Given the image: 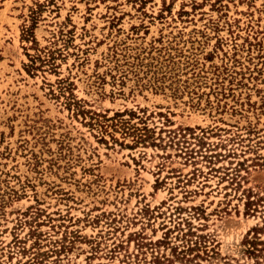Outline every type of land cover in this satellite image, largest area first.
Here are the masks:
<instances>
[{
    "label": "rangeland",
    "instance_id": "rangeland-1",
    "mask_svg": "<svg viewBox=\"0 0 264 264\" xmlns=\"http://www.w3.org/2000/svg\"><path fill=\"white\" fill-rule=\"evenodd\" d=\"M142 111L220 132L158 187ZM263 220L264 0H0V264H259Z\"/></svg>",
    "mask_w": 264,
    "mask_h": 264
},
{
    "label": "flooded vegetation",
    "instance_id": "flooded-vegetation-1",
    "mask_svg": "<svg viewBox=\"0 0 264 264\" xmlns=\"http://www.w3.org/2000/svg\"><path fill=\"white\" fill-rule=\"evenodd\" d=\"M138 114V113H136ZM141 114H143L142 120L145 126L144 133L141 136V145L145 146L142 148L141 152V161L140 163L143 165V168H149L150 160L151 157L149 154L146 152L147 149L152 148H158L159 151V158L157 161V166L155 169H151L152 173H154V179L158 187H161V185H166L164 184V181H167L163 175L161 176L160 173L164 168H166L167 165H171V162H173L174 159L180 160V156L183 155V161L184 165L187 163L189 164L192 160V155L195 154V150L192 149L194 145H192L191 148L187 149L191 144L190 141H195L198 147V151L200 153V149H203L205 151L206 147H208V139L210 138L211 135L216 136L220 131L218 128H215L213 126H201V125H184V126H174L171 127V121L169 119V113H165L164 111L162 112L163 116L161 117V124L158 126L156 129L157 131L153 133L154 128L151 125H148L150 121L152 120L151 114L156 115V112L151 111H142ZM160 114V112H158ZM158 119V116H156ZM130 144L133 146L136 144V142L131 141ZM172 151V155L170 156V152ZM157 153V151H156ZM175 156H174V155ZM204 157V156H203ZM202 157V158H203ZM157 158V157H156ZM207 158L210 159L208 156ZM131 161L138 162L137 157L134 159L133 155H131ZM215 161V160H214ZM207 165L206 172L208 173H202L201 171H197L196 173H191V179L193 177L198 178V176H201L202 179L205 180V178L212 177L211 175L218 173V169L215 168L213 169L212 165L214 162H205ZM193 165H196V163H191ZM173 176L176 181L173 182L172 187H175L176 185H179L181 182V177H180V172L179 171H171L167 176ZM189 180V181H190ZM169 181V179H168ZM185 182H188V180H185ZM170 187V185H169ZM171 190V187H170Z\"/></svg>",
    "mask_w": 264,
    "mask_h": 264
},
{
    "label": "trees",
    "instance_id": "trees-1",
    "mask_svg": "<svg viewBox=\"0 0 264 264\" xmlns=\"http://www.w3.org/2000/svg\"><path fill=\"white\" fill-rule=\"evenodd\" d=\"M258 201H261L258 199ZM264 224V220H263ZM264 229V225L258 228V230ZM254 241H251L249 245L251 246L252 251L254 252V256L257 258H260V263L259 264H264V239H256L253 238Z\"/></svg>",
    "mask_w": 264,
    "mask_h": 264
}]
</instances>
